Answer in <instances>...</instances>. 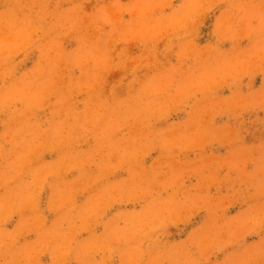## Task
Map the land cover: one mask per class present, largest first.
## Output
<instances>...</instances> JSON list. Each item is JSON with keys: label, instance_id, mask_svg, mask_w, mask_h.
<instances>
[{"label": "clouds", "instance_id": "1", "mask_svg": "<svg viewBox=\"0 0 264 264\" xmlns=\"http://www.w3.org/2000/svg\"><path fill=\"white\" fill-rule=\"evenodd\" d=\"M0 264H264V0H0Z\"/></svg>", "mask_w": 264, "mask_h": 264}]
</instances>
